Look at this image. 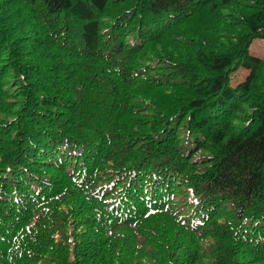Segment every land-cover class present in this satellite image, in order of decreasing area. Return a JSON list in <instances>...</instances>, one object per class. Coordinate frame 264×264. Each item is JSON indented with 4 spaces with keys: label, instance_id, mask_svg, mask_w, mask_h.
I'll use <instances>...</instances> for the list:
<instances>
[{
    "label": "trees",
    "instance_id": "trees-1",
    "mask_svg": "<svg viewBox=\"0 0 264 264\" xmlns=\"http://www.w3.org/2000/svg\"><path fill=\"white\" fill-rule=\"evenodd\" d=\"M256 38L264 0H0V264H264Z\"/></svg>",
    "mask_w": 264,
    "mask_h": 264
},
{
    "label": "rangeland",
    "instance_id": "rangeland-1",
    "mask_svg": "<svg viewBox=\"0 0 264 264\" xmlns=\"http://www.w3.org/2000/svg\"><path fill=\"white\" fill-rule=\"evenodd\" d=\"M249 49L254 52L255 55L261 56L264 53V39H259L256 38L254 39L250 46ZM247 74V70L245 69H238L237 71L233 72L231 74V84L234 86L238 82L242 81L244 77Z\"/></svg>",
    "mask_w": 264,
    "mask_h": 264
}]
</instances>
